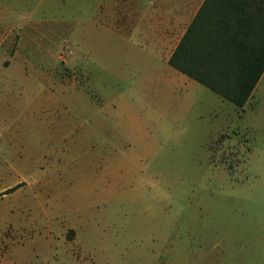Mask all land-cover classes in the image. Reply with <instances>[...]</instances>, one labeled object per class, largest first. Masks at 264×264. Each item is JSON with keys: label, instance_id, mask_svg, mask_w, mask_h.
Listing matches in <instances>:
<instances>
[{"label": "rangeland", "instance_id": "374dc122", "mask_svg": "<svg viewBox=\"0 0 264 264\" xmlns=\"http://www.w3.org/2000/svg\"><path fill=\"white\" fill-rule=\"evenodd\" d=\"M109 1L0 0V264H264V73L238 108L135 34L203 0Z\"/></svg>", "mask_w": 264, "mask_h": 264}, {"label": "trees", "instance_id": "16d2710c", "mask_svg": "<svg viewBox=\"0 0 264 264\" xmlns=\"http://www.w3.org/2000/svg\"><path fill=\"white\" fill-rule=\"evenodd\" d=\"M168 65L243 107L264 73V0H203Z\"/></svg>", "mask_w": 264, "mask_h": 264}, {"label": "crops", "instance_id": "0c3cea01", "mask_svg": "<svg viewBox=\"0 0 264 264\" xmlns=\"http://www.w3.org/2000/svg\"><path fill=\"white\" fill-rule=\"evenodd\" d=\"M109 2H110L111 7H114V6L117 5L112 0H110ZM148 14H149V12H146V13H143L142 14V18H141V22L142 23H141L140 27H138L139 32H135V34H138L137 39H139V38H141L142 40L145 39V42L146 43H148V42L151 43V48L153 50V52L151 51V53L152 54L154 53V55L156 56L157 59H159L161 62H163V63H165V64L168 65V59L171 56V54H172L173 50L175 49L177 43L179 42L180 38L184 34V31L185 30L180 34L178 40L173 44V46L169 49V51L166 52L165 51L166 50L165 49V44H166V35H165L166 34V28L165 27L166 26L163 24V22H161L159 20L160 17H157L156 19L152 20L153 22L150 21V18L148 16ZM151 23L153 24L152 26H151ZM133 24H134V22L132 23L131 26H133ZM164 51H165V53H164ZM170 68H172V67H170ZM176 72H178V71H176ZM179 74H180V77H181L180 80H182L184 82H187V83L195 82V81L189 79L187 76H185V75H183L181 73H179Z\"/></svg>", "mask_w": 264, "mask_h": 264}]
</instances>
